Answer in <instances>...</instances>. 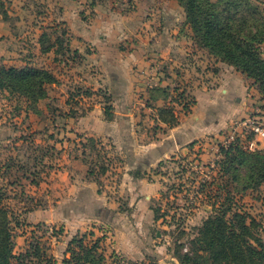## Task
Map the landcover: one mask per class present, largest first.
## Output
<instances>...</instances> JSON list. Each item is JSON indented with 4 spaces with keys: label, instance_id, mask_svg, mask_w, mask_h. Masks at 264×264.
Wrapping results in <instances>:
<instances>
[{
    "label": "rangeland",
    "instance_id": "rangeland-1",
    "mask_svg": "<svg viewBox=\"0 0 264 264\" xmlns=\"http://www.w3.org/2000/svg\"><path fill=\"white\" fill-rule=\"evenodd\" d=\"M250 1L264 13V0ZM82 35H94V42ZM193 35L179 0H0V68L31 65L57 78L46 84L44 98L0 86V189L15 231V254L37 244L50 264H66L68 242L79 233L87 242L101 241L102 264H183L188 253L209 256L194 239L204 221L226 207L230 216L252 215L264 243V181L246 186L250 169L225 171L233 161L220 152L237 122L252 113L264 117V93L236 67L202 50ZM139 48L156 53L154 69L141 77L144 88L130 105L136 119L116 121V111L126 107L122 101L115 105L103 84L111 72L102 63ZM261 50L264 55V42ZM236 71L249 86L252 113L232 118L219 110L236 105L232 93L227 105L218 102L224 90L208 93L196 108L209 119L202 121L209 124L205 134L159 161L138 153L146 143L174 142V117L185 119L202 91L232 92ZM174 88L184 97L178 100ZM100 102L106 119L107 110L119 123L116 137L75 130ZM237 131L246 133L242 126ZM258 149H264V138ZM90 182L99 195L82 214L77 196ZM62 207L67 210L60 215Z\"/></svg>",
    "mask_w": 264,
    "mask_h": 264
},
{
    "label": "trees",
    "instance_id": "trees-1",
    "mask_svg": "<svg viewBox=\"0 0 264 264\" xmlns=\"http://www.w3.org/2000/svg\"><path fill=\"white\" fill-rule=\"evenodd\" d=\"M179 1L185 8L186 22L192 27L194 39L200 44L198 46L202 50L208 49L219 60L236 67L248 79H253L264 93V55L261 50L264 42V13L260 8L250 0ZM56 80L55 75L45 68L31 65L0 68V86L13 87L34 97L44 98L46 84ZM179 90L174 88V93ZM179 92L178 100L184 97V93ZM68 103L71 104L70 100ZM106 112L108 119H111L109 111ZM178 121L174 117V126ZM222 150L226 160L233 161L225 167V171L247 166L251 173L246 186H259L264 181V149L248 150L238 141L221 147L220 152ZM235 161L238 167H234ZM222 162L218 161V164L221 166ZM88 172L94 174L92 168ZM3 195L0 189V264H27V261L30 264H50L52 259L43 257L37 244H30L19 254L14 253L15 231L11 227L9 211L2 203ZM229 199V196L225 198L223 206ZM230 211L231 207L215 210L204 221L194 239L199 250L209 256L206 258L188 253L182 257L183 264H264V243L254 231L259 222L246 212L238 211L230 216ZM91 234L94 232L91 231ZM86 239V234L79 233L71 238L66 249L71 255L65 257L66 264H102L105 261L101 241L87 242Z\"/></svg>",
    "mask_w": 264,
    "mask_h": 264
},
{
    "label": "crops",
    "instance_id": "crops-1",
    "mask_svg": "<svg viewBox=\"0 0 264 264\" xmlns=\"http://www.w3.org/2000/svg\"><path fill=\"white\" fill-rule=\"evenodd\" d=\"M66 19V18H65ZM80 36V35H78ZM83 39L88 41L94 40V35H82ZM104 38L103 35H100V39L102 40ZM94 42V41H93ZM174 47H179L177 44L174 45ZM77 48H80L77 46ZM140 49V50H139ZM138 50H134V52H127L126 54L121 53L119 58H112L109 63L103 65V70L109 69L111 72L110 80L112 83H110L109 78L103 79V84H108L109 90L111 94L112 99L115 101V105L118 104L120 101H122L125 104L126 110L124 112H118L116 111V117L115 120H126V121H132L136 119V116L132 112L131 103L137 98V91L140 89H143L140 87V85H143V81L141 80V77L144 73L150 72V70L154 69V67H150L151 61L153 60L152 55L156 56V53H149L148 49L139 48ZM118 57L119 54H116ZM106 58L105 53L101 54V59ZM108 60V58H107ZM139 60V67L136 68V62ZM107 62V61H106ZM122 68L123 70H120ZM119 72H122V76L119 75ZM237 72V71H236ZM106 74V72L104 71ZM234 77V80H236L237 85L234 83L233 90L230 92L228 89H220L218 88H212L208 89L206 91H202L199 94H197V100L198 104L193 108L192 112H190L189 115L185 116V119H181L177 125L174 126V142L167 141L165 144L161 145H153V143H146L144 145H139L140 148L138 149L139 154H144L146 158H150L151 161H159L165 158L166 156L170 155L172 152L176 153L179 150H182L181 147L185 145L188 142L193 141L195 138H197L198 135L205 134V128L209 127V124H204L202 121L209 120L207 115L201 117V113L196 109L198 108V105L200 103V100L202 98H208V93H211L215 95L218 90H224L223 96H220L218 102H222V105L230 104L228 95L232 93L233 97L235 98L236 105H232L231 107H226L223 105V107H219V110L223 109L222 113H229V116L232 118L240 117L245 118L247 116V113H250V109L248 105H250L251 101V95L249 94V86L246 85L245 81L243 80V76L240 75L238 72L237 74H232ZM231 77V78H233ZM168 79H171V77H167L163 80L169 81ZM117 80L118 83L122 84V90L118 92L116 89V85H113V81ZM175 80V75H174ZM248 91V92H247ZM246 92V93H245ZM229 93V94H228ZM200 98V100H199ZM253 101V100H252ZM66 103H68V100H66ZM69 104V103H68ZM233 104V102H232ZM253 106V104H251ZM211 107V106H210ZM231 111V112H230ZM250 111V112H249ZM210 112V111H208ZM253 112V111H252ZM251 112V113H252ZM211 113V112H210ZM87 117H82L79 119V122L77 121V127L75 130H83L87 132L89 135H99L104 137L113 136L116 137L121 133L118 125L119 123L115 120L106 119V115H104L103 111V103L100 102L98 104H94L93 108L90 109L88 112ZM199 114V115H198ZM254 114V113H252ZM121 118V119H120ZM85 119L83 122L82 120ZM194 120V121H192ZM83 122V123H82ZM86 122V123H85ZM203 123V124H202ZM209 123V122H208ZM203 125V126H201ZM200 128L202 131H200ZM131 129V128H130ZM263 141V139H262ZM155 146V147H154ZM183 151V150H182ZM137 151H135L136 153ZM76 161H78L76 159ZM128 165L131 168V162H128ZM144 173V171H143ZM130 174V172L128 173ZM86 186V185H85ZM90 188L88 191L82 190L79 192L77 196V201H82V205L80 206L79 210L82 212V214H86V205L88 201H93L96 199V195H99L98 190L96 189L93 182H90L88 185ZM77 190V188H76ZM79 190V189H78ZM62 192H66L62 191ZM61 195V194H60ZM100 198V196L98 197ZM60 200L66 201V193ZM76 200V198H75ZM61 204V201H59ZM85 203V204H84ZM62 210H58V213L60 215L66 212L67 208L62 207ZM78 206L75 208V212L77 214ZM62 213V214H61Z\"/></svg>",
    "mask_w": 264,
    "mask_h": 264
},
{
    "label": "built area",
    "instance_id": "built-area-1",
    "mask_svg": "<svg viewBox=\"0 0 264 264\" xmlns=\"http://www.w3.org/2000/svg\"><path fill=\"white\" fill-rule=\"evenodd\" d=\"M243 127L246 133H238V128ZM264 138V117H258L252 114L242 121L236 123L235 127L226 137L223 146H228L232 142L241 141L245 149L256 150L259 148V142Z\"/></svg>",
    "mask_w": 264,
    "mask_h": 264
}]
</instances>
